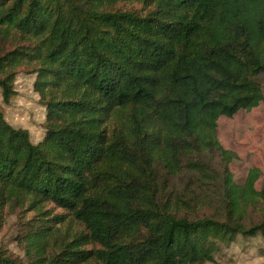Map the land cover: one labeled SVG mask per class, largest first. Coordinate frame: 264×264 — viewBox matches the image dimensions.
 Instances as JSON below:
<instances>
[{"label":"trees","instance_id":"1","mask_svg":"<svg viewBox=\"0 0 264 264\" xmlns=\"http://www.w3.org/2000/svg\"><path fill=\"white\" fill-rule=\"evenodd\" d=\"M35 75L45 134L5 116ZM264 0H0V264H209L264 241V172L220 118L264 100ZM263 178L261 189L258 182Z\"/></svg>","mask_w":264,"mask_h":264},{"label":"rangeland","instance_id":"2","mask_svg":"<svg viewBox=\"0 0 264 264\" xmlns=\"http://www.w3.org/2000/svg\"><path fill=\"white\" fill-rule=\"evenodd\" d=\"M263 90H264V77ZM35 75L21 73L16 82L17 95L10 105L4 106L7 121L17 128L30 132L31 140L38 143L45 134V108L39 103L34 91ZM1 101V99H0ZM218 137L227 150L234 152L237 159L230 168L235 181L243 184L249 171L259 168L264 172V100L251 110H242L235 117H222L218 122ZM263 178L258 182L261 189ZM17 218L12 217L0 229V248L23 256L17 243ZM209 264H264V241L260 235L253 238L239 237L230 247L223 248L214 263Z\"/></svg>","mask_w":264,"mask_h":264}]
</instances>
